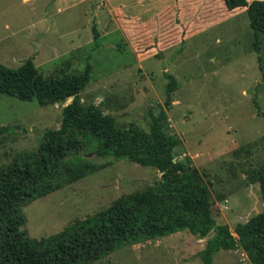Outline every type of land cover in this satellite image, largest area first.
<instances>
[{
  "label": "rangeland",
  "instance_id": "1",
  "mask_svg": "<svg viewBox=\"0 0 264 264\" xmlns=\"http://www.w3.org/2000/svg\"><path fill=\"white\" fill-rule=\"evenodd\" d=\"M136 1L0 0V64L16 69L33 58L48 78L76 75L89 64V82L79 93L82 104L97 106L121 127L144 132L149 114L164 108L165 76H173L177 88L165 108L164 129L180 139L174 160L190 161L208 185L216 225L233 232L264 205L257 183L264 169V35L254 37L245 13L261 0H186L183 19L194 23L193 31L179 44L178 29H172L173 20L179 22L172 17L174 6L171 17L167 10L161 15V30L168 35L163 32L157 45L156 37L146 35L128 41L126 33L138 26L131 18L141 25L155 17L151 2ZM70 101L40 106L0 94V128H11L0 136V167L15 153L34 151L45 130L58 129ZM81 156L97 171L22 208L19 230L28 237L46 238L137 192L151 209L162 207L155 169L126 159ZM211 236L179 231L125 245L90 264H203L200 252ZM210 264L250 262L236 249L218 251Z\"/></svg>",
  "mask_w": 264,
  "mask_h": 264
},
{
  "label": "trees",
  "instance_id": "2",
  "mask_svg": "<svg viewBox=\"0 0 264 264\" xmlns=\"http://www.w3.org/2000/svg\"><path fill=\"white\" fill-rule=\"evenodd\" d=\"M227 4L231 7L233 3ZM245 13L254 37L264 35V0ZM193 25L187 24L179 44L191 34ZM91 32L96 39L94 27ZM89 75V64L76 75L54 78L42 76L33 58L16 69L0 64V94L23 102L35 100L40 106L71 98L61 110L58 129L45 130L34 151L15 153L7 166L0 167V264H90L125 245L179 231L200 238L212 233L200 252L203 264H210L220 250L236 249L242 250L250 264H264V205L246 222L236 224L233 232L226 225H216L207 183L190 168L188 159L174 160V148L180 139L164 129L165 108L177 88L174 77L165 76L164 108L156 115L149 114L151 122L144 132L134 126L121 127L97 106L82 104L79 93L88 84ZM260 116L264 118V113ZM10 130L2 126L0 136ZM83 153L126 159L155 169L159 173L157 187L163 188L162 207L151 209L144 194L137 192L46 238L28 237L19 230L24 223L22 208L97 171L93 162L81 156ZM182 178L186 183H180ZM257 183L264 204L263 168L259 169Z\"/></svg>",
  "mask_w": 264,
  "mask_h": 264
},
{
  "label": "crops",
  "instance_id": "3",
  "mask_svg": "<svg viewBox=\"0 0 264 264\" xmlns=\"http://www.w3.org/2000/svg\"><path fill=\"white\" fill-rule=\"evenodd\" d=\"M138 2L142 3L145 2V0H140V1H136L133 4H137ZM151 2L152 6H151V10L153 12V14H155L154 16H150V24H145L142 23L141 25L138 24L137 22V18H131L132 21H134L135 23H137V27L135 29H131L130 33H126V36L128 38L129 42H133V36L136 35V37H140L142 38V35H146V37H143L144 39H150V38H154L156 37V45L161 43V37L163 35V32L165 33V35H168V32L161 30L160 24L161 21H164V19L161 18V15L167 10L169 12V10H171V12L173 11L172 8L175 6V12L173 16L172 14L169 15L171 17H173V19L177 18L179 20V22H175V20H173V22L175 23V26H172L173 30H177V35L180 38L179 42L181 41V37L184 34V31L186 32L187 29V24L188 22H186V13H185V6H186V0H147L146 1ZM173 2V3H172ZM132 3V2H131ZM150 4H148L147 6H149ZM135 13H137V11H135ZM158 25V27H157ZM127 41V40H126ZM151 41V40H150ZM153 43V41H151ZM155 45V43H153Z\"/></svg>",
  "mask_w": 264,
  "mask_h": 264
},
{
  "label": "water",
  "instance_id": "4",
  "mask_svg": "<svg viewBox=\"0 0 264 264\" xmlns=\"http://www.w3.org/2000/svg\"><path fill=\"white\" fill-rule=\"evenodd\" d=\"M25 62V60L21 61V64H23ZM189 137H193V136H185L184 138H189Z\"/></svg>",
  "mask_w": 264,
  "mask_h": 264
}]
</instances>
